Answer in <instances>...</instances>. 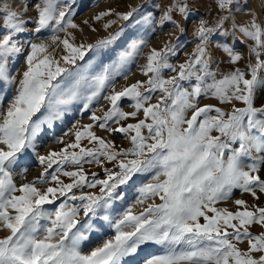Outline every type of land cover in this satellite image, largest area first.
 <instances>
[{"label": "snow or ice", "instance_id": "1", "mask_svg": "<svg viewBox=\"0 0 264 264\" xmlns=\"http://www.w3.org/2000/svg\"><path fill=\"white\" fill-rule=\"evenodd\" d=\"M197 2L171 0L161 25L184 34ZM77 7V0H0V230L9 233L0 238V264H131L149 246L159 252L140 264H264V206L235 199L236 211L216 207L231 200L233 190L257 201L264 195V0H214L216 14L197 17V43L183 63L171 62L179 37L152 48L140 67L146 80L113 86L103 96L107 110L92 112V123L73 125V142L57 138L64 147L41 154L38 140L46 129L74 103L88 109L147 45L143 37H130L113 64L89 78L77 61L107 48L124 29L77 45L69 32L79 27L73 21ZM137 11L116 16L128 21ZM112 14L109 9L94 19ZM238 15L248 20L237 22ZM46 33L51 35L41 39ZM217 51L226 65L214 58ZM21 57L22 72L12 67ZM125 99L129 111L121 106ZM94 128L122 134L131 147L115 145ZM82 140L93 146H81ZM29 154L43 170L18 185L14 176H26L22 157ZM85 164L101 167L105 177L89 175ZM142 174L152 181L139 187L136 203L161 202L114 216V202L124 199L121 189ZM95 188L98 193L84 191ZM105 225L114 235L84 253L81 243ZM254 225L258 233L251 231ZM245 242L246 249L239 247Z\"/></svg>", "mask_w": 264, "mask_h": 264}, {"label": "rangeland", "instance_id": "2", "mask_svg": "<svg viewBox=\"0 0 264 264\" xmlns=\"http://www.w3.org/2000/svg\"><path fill=\"white\" fill-rule=\"evenodd\" d=\"M171 3V0H137L136 3H133L129 0H77L78 7L76 8V12L73 16L74 23L76 20L81 18L86 14V17L83 21H87L85 23L86 26H90V30L93 31V34H90L86 39L81 38L77 34V29H69V32L74 36L73 43L79 45L84 44L85 46L88 44H95L97 41L107 38L109 35L116 33L121 28L124 29L123 33L107 48L95 49L92 52L87 53L84 61H77V64L85 66V75L89 78L100 75L103 72V69L106 66L112 65L113 62L117 59L118 53L123 50L126 42L130 37H143L147 41V45L143 48L141 54L134 58L131 62H129L125 68L121 69L120 75H113L111 77V83L101 92L100 98L92 102L88 109H84L83 102L74 103L70 106L69 111L65 112L61 119L53 122V126L51 129H46V131L39 137L38 151L41 154H46L48 151H59L64 145L56 142L57 138H63L66 143L73 142L75 140L74 135L72 134L73 125L82 126L88 123H92L90 120V116L92 112H96L97 115H101L102 111L107 110L108 102L103 99L104 95H107L112 87L114 86L117 90H120L122 87L135 83L137 80H146L147 77L143 76L140 67L142 64L146 62V56L148 52L152 48H156L160 50L165 46V44L172 43L175 44L177 41V37H179V41L181 42V48L178 49V55L171 58V62L174 64L183 63L187 57L186 53H191L195 48V44L197 43L196 39L193 37L192 33L194 31V23L198 16H203L206 19H212L216 12L214 7V0H198V2L194 5L197 9V12L194 16L190 17L186 23L187 31L184 34H180L179 31L173 29V26L170 23H165L161 25L160 17L163 11L168 7ZM105 4V5H104ZM113 10V14L104 17L103 19L97 21L94 17L100 12H104L107 10ZM132 9H138L137 12L133 14V17L128 21H124L118 19L116 13H126L131 11ZM91 10V11H90ZM211 13V15H209ZM35 13L29 10L28 15L32 16ZM83 14V15H82ZM179 19V17H174ZM237 22H245L248 20L247 16L238 15ZM115 21L111 25V27L105 29L104 24L107 21ZM71 30V31H70ZM51 33H46L41 39L46 40ZM59 36L65 35V33H58ZM71 39V38H70ZM243 39V37H241ZM55 48V45L52 46ZM52 49L50 48V51ZM61 50L56 49V53L59 54ZM214 58L218 60L225 61V65L227 62V57L222 52H215ZM225 65H221L223 69ZM12 67L18 69L20 72L24 69L23 57H21ZM215 67V66H213ZM137 73V75L133 79H125V76L128 77L133 72ZM165 74L167 75V70H165ZM18 75V74H17ZM12 93L9 92V96ZM155 95H159L158 93ZM155 103V99L152 101ZM129 101L123 100L121 102V106L125 111L131 110L129 108ZM201 103H213L217 106L219 103L215 100H202ZM238 107L243 106L240 102H236ZM4 108L7 107V101L4 103ZM3 109H0L2 111ZM138 118H142V113ZM128 123L136 122L133 119H129ZM98 136H101L107 140H111L115 143V145L121 148L131 147L128 140L123 138L122 134H109L102 129L94 128L93 129ZM65 133H68L66 136ZM81 146L92 147L93 145L89 144L87 140L81 141ZM131 159V157H129ZM22 160H26L28 171L25 177H21L18 173L14 176L17 184L23 182H28L33 180V178L38 177L40 172L43 170L42 167L35 160V157L29 154L27 157H22ZM104 167L112 168V163H105ZM85 171L90 175L92 172H96L100 178H104L105 174L101 167L95 164H85ZM67 170H73L71 166L67 167ZM264 175V173H262ZM65 183L70 182L69 178L61 177ZM152 181L151 174H142L137 179L136 183H130L128 186H125L121 190L124 191V199L117 200L114 202L113 215L119 217L126 209L131 208L134 214H139L144 207L149 203H160L158 197L150 198L145 201L144 204H137L136 199L139 194V187L143 184ZM79 191V190H75ZM86 192H99L98 188L95 189H84ZM235 199H244L249 206L256 204L258 206H264V195L260 196L259 201L255 200L250 194L244 193L241 194L238 190H233V196L231 200L221 201L216 207L228 208L231 211H236L237 207L232 201ZM51 207V206H46ZM242 210V209H241ZM201 223H203V219L201 218ZM261 229L258 226H252L251 231L253 233H258ZM9 233L5 230H0V238L8 235ZM112 235H114V230L105 225L104 228L98 229L89 234V239L81 243V250L84 253L90 252L92 249L97 246L102 245V243L109 239ZM239 247L242 249H246L247 244H240ZM159 252V249L156 246H149L148 248L142 250L140 255L136 257L131 264H140L142 258L148 254H156Z\"/></svg>", "mask_w": 264, "mask_h": 264}, {"label": "bare ground", "instance_id": "3", "mask_svg": "<svg viewBox=\"0 0 264 264\" xmlns=\"http://www.w3.org/2000/svg\"><path fill=\"white\" fill-rule=\"evenodd\" d=\"M129 1H132L133 3H136L137 2V0H129ZM105 5V4H104ZM91 11V10H90ZM83 15V14H82ZM86 17V14L84 15V16H82L81 18H79L78 20H76V24L79 26L78 28H76L77 30V34L81 37V38H83V39H87L88 37H89V35L90 34H93V31L92 30H90V26L88 27V26H86L85 25V22L83 21V19ZM88 23V22H87ZM72 30V29H71ZM70 30V31H71ZM62 39L65 37V35H61L60 36ZM47 40V39H46ZM62 45L60 46V48H57V50L59 49V50H62ZM137 75V73H136V71L135 72H133V74H130L127 78L128 79H133L135 76Z\"/></svg>", "mask_w": 264, "mask_h": 264}]
</instances>
